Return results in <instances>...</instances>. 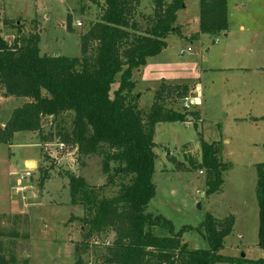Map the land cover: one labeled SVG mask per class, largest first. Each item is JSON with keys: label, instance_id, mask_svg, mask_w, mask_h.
<instances>
[{"label": "rangeland", "instance_id": "1", "mask_svg": "<svg viewBox=\"0 0 264 264\" xmlns=\"http://www.w3.org/2000/svg\"><path fill=\"white\" fill-rule=\"evenodd\" d=\"M198 1L183 0L184 7L177 12L176 23L183 36L169 34L166 47L133 74L137 104L144 114L160 83H186L195 90L187 109L177 97L167 99L166 105L181 111L199 107L197 118H201L196 123L156 124L152 174L156 192L146 211L168 218L175 231L183 225L197 227L207 213L218 219L232 214L233 228L220 253L264 260V249L257 245L256 199L257 164L264 162V0H227L228 30L191 38L198 29ZM102 6L103 0H0V18L18 21L24 33L37 32L40 54L79 56L80 33L99 18ZM137 10L138 20L141 14H151L152 0H139ZM68 16L70 29L66 27ZM0 32L10 42L17 34L16 28L2 23ZM26 101L0 93V127ZM68 122L65 117L64 123ZM200 136L208 142L219 140L220 158L229 163L222 171L221 190L211 194H206L204 170L184 157L191 154L200 159ZM58 143H42L29 131L0 141V212L21 215L16 227L29 235L8 244L7 257L17 263L26 259L29 264H75L80 256L82 264H100L96 252L111 242L114 233L84 238L81 223L72 218L82 216L84 208L69 202L65 175L83 177L105 196L116 194L119 179L108 180L101 155L77 156L75 145L65 142L60 147ZM26 158L35 159L36 165L25 167ZM42 168H47L49 177L41 186ZM27 170L30 176H24ZM3 226L11 227L10 221L3 220ZM155 233L160 231L155 229ZM182 238L192 248L208 247L195 229L184 232Z\"/></svg>", "mask_w": 264, "mask_h": 264}, {"label": "trees", "instance_id": "2", "mask_svg": "<svg viewBox=\"0 0 264 264\" xmlns=\"http://www.w3.org/2000/svg\"><path fill=\"white\" fill-rule=\"evenodd\" d=\"M138 5L139 0H103L99 18L80 33L79 56L40 54L37 32L24 33L18 21L0 18V24H10L17 30L11 42L0 32V93L28 99L14 108L0 127V141L10 140L16 132L29 131L42 143L75 145L77 156L103 157L108 180L119 179L113 196L101 195L81 176L65 175L69 202L84 208L82 216L72 217L81 223L84 238L114 233L111 242L96 252L100 264H264L263 259L220 253L224 238L233 228L232 214L218 219L207 213L197 227L183 225L175 231L168 218L146 211L156 192L152 181L156 124L196 123L201 118H197V110L181 111L166 105L171 97L182 100L192 96L193 89L186 83H160L148 112L144 114L139 108L134 71L166 47L169 34L183 36L176 19L184 2L152 0L151 14H141L140 20ZM198 6V29L191 38L199 34L217 36L228 30L227 0H199ZM66 27L70 29V16ZM218 141L208 142L200 136V159L184 155L189 164L204 170L206 194L221 190L222 171L229 165L220 158ZM48 177L47 168H42L39 184L42 186ZM256 199L257 245L264 249V162L257 164ZM20 218L0 213V264H29L26 259L17 263L6 253L15 239L29 237L16 227ZM5 219L11 227L3 226ZM193 229L206 239L207 248H192L183 240V233ZM82 263L79 256L75 264Z\"/></svg>", "mask_w": 264, "mask_h": 264}, {"label": "crops", "instance_id": "3", "mask_svg": "<svg viewBox=\"0 0 264 264\" xmlns=\"http://www.w3.org/2000/svg\"><path fill=\"white\" fill-rule=\"evenodd\" d=\"M228 4H227V16H228V24H229V15H228ZM197 27H198V19H197ZM239 28L240 29H244V27H243V25H240L239 26ZM200 36V35H199ZM159 54V53H158ZM156 56V55H155ZM153 57V56H152ZM149 58V57H148ZM147 58V59H148ZM147 62V61H146ZM146 65V64H145ZM149 66L150 65H148L146 68H145V70H144V74L145 73H148V71H147V69L149 68ZM139 72V71H138ZM141 73H142V71H141ZM195 87H196V85H195ZM193 91V94L195 93V90L193 89L192 90ZM192 99H194V98H192ZM198 109V111L200 112V108L198 107H196V110ZM200 116H201V113H200ZM225 142H227V139H225ZM29 162H32L34 165H36V160L35 159H32V158H26V159H24V166L26 167V165H27V163H29ZM22 188H24V187H22ZM28 189L29 188H26V191L28 192ZM30 190V189H29ZM30 193H31V191H30ZM0 213H5V214H11V215H13V214H15L14 212H10V211H8V212H0Z\"/></svg>", "mask_w": 264, "mask_h": 264}, {"label": "built area", "instance_id": "4", "mask_svg": "<svg viewBox=\"0 0 264 264\" xmlns=\"http://www.w3.org/2000/svg\"><path fill=\"white\" fill-rule=\"evenodd\" d=\"M76 25H77V26H81V22H80V21H76ZM190 97H191V96L186 97V98L183 99V100H184L183 107L186 108V109H187V107L189 106V104H188V98H190ZM58 144H59L60 147L63 145V143H61V142H59ZM24 176H30V171L27 170V171L25 172V175H24Z\"/></svg>", "mask_w": 264, "mask_h": 264}, {"label": "bare ground", "instance_id": "5", "mask_svg": "<svg viewBox=\"0 0 264 264\" xmlns=\"http://www.w3.org/2000/svg\"><path fill=\"white\" fill-rule=\"evenodd\" d=\"M29 166H34V164L32 162L28 163Z\"/></svg>", "mask_w": 264, "mask_h": 264}]
</instances>
